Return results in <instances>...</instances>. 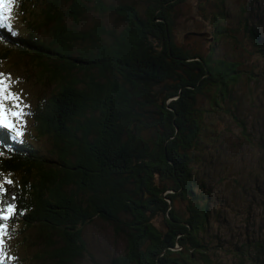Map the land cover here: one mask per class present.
I'll list each match as a JSON object with an SVG mask.
<instances>
[{
  "label": "trees",
  "instance_id": "obj_1",
  "mask_svg": "<svg viewBox=\"0 0 264 264\" xmlns=\"http://www.w3.org/2000/svg\"><path fill=\"white\" fill-rule=\"evenodd\" d=\"M91 2L15 0L13 31L0 29V64L35 71L33 85L49 90L27 114L32 125L25 142H10L16 132L0 127V208L15 209L0 224L11 226L14 239L22 225L23 240H34L37 264H84L90 257L83 259L84 229L94 219L124 241L110 264H224L219 253L236 264H264V225L254 229L258 216L264 222V127L254 146L253 135L238 128L256 155L252 171L219 180L251 198L237 213L245 233L210 234L213 221L227 219L225 209L210 202L219 199L207 182V153L199 147L204 118L232 100L231 89L245 74L234 58L212 55L216 42L233 38L239 49L249 40L256 52L264 50V38L248 26L254 0L236 11L241 21L234 28L222 24L228 14L223 0L210 12L200 2L212 33L194 28L184 34L176 33L174 17L187 0H146L139 9L95 0L101 14L120 19V27L96 23L79 30ZM193 42L215 48L194 49ZM204 98L207 108L199 104ZM224 111L239 123L234 112ZM38 140L45 153L32 144ZM195 164L199 182L192 175ZM195 187L203 191L201 199Z\"/></svg>",
  "mask_w": 264,
  "mask_h": 264
},
{
  "label": "rangeland",
  "instance_id": "obj_2",
  "mask_svg": "<svg viewBox=\"0 0 264 264\" xmlns=\"http://www.w3.org/2000/svg\"><path fill=\"white\" fill-rule=\"evenodd\" d=\"M91 1L93 2L89 4V10L81 15L79 19L77 24L79 30L88 29L96 23H100L107 28H110V26L120 27V19L113 12L101 14L94 3L95 0ZM100 1L109 7L117 8L119 6L133 5L139 9L142 4H145L146 0ZM200 2L204 4V8L208 12L212 11L217 4L216 0H187L186 5L182 4L179 6L174 17L176 33L184 34L187 30L194 28L212 33L211 22L206 18L208 14L204 17L197 8ZM248 2L249 0H223L224 11L228 14L222 24L227 28L236 27L238 22L241 21V19L235 18L236 11H239L241 5L244 3V5H247ZM251 8L254 9V12L249 17L248 26L253 27L264 38V0H254ZM20 16H22L21 13ZM15 22L16 17L12 10L11 19L8 23L11 27H14ZM21 22L22 20L20 21L19 18L17 27L20 32L23 31ZM237 36L239 40H243L245 34L240 33ZM214 46H207L206 43L201 44L200 42L191 44L194 49H201L202 51H205L206 47L215 48ZM212 55L221 58L224 56L228 59L234 58L242 64V69L245 72L239 82L231 89L230 98L232 100L222 102L218 113L214 111L204 118V126L207 130L202 135V141L199 145L200 150L207 153V162L210 164V172L208 173L210 181L207 182L213 185V195H217L219 199L215 201L210 199V202L217 208L225 209V219H227L222 221V224H219L216 220L213 221L210 227V234L212 232H233L235 235L246 232L244 217H240L237 213L244 212L251 198L248 195L241 198L238 196L240 195L238 187L233 186L228 181L219 184V180L222 177L225 178L228 174L234 178H240L242 173L247 174L252 169L250 163L256 158L252 146L239 137L238 128L242 126V128H246L253 135L250 138L254 146L257 142V138L254 135L257 134L259 127H264V50L256 52L249 40L242 41L240 48L236 49L234 48L233 38H225L216 42V49ZM0 66V79L5 80L10 86L8 90L17 98L4 101L5 107L22 113L18 118L11 117L10 123L21 130L22 134L18 138L27 140L26 130H31L32 125V120L27 114L31 108H34L36 101L48 94L49 90L33 85L30 78H33L35 71H31L29 68L26 72H21L11 69L5 62L1 63ZM250 73L260 76L255 78L257 79L255 81H249L247 76ZM206 101L207 99L205 98L200 99V107L207 108ZM14 105H18V107L13 109ZM224 110L234 112L238 117L239 123L234 124L232 115L225 113ZM32 144L37 149H41L44 153L46 152L43 146L44 141H32ZM199 171L200 167L195 164L192 167V175L198 182L200 181ZM194 191L198 192V199L203 197V191L199 187H195ZM232 199L235 201L229 204ZM175 204L178 209L185 210L183 205ZM220 219L222 220L223 218L220 217ZM263 225V220L258 216L254 222V229L258 231ZM17 227H19V224ZM26 232L22 230V225H20V232L16 239L10 235H4L1 238L0 264H37L33 257L36 248L31 244L34 240L27 242L23 240V234H26ZM84 239L87 245V252L83 259L90 256L82 261L84 264H110V257L123 251L124 241L115 238L110 226L100 219H94L91 224L85 226ZM223 248L226 249L227 246L225 245ZM88 249L93 252L94 256L88 252ZM219 257L223 259L224 264L237 263L231 255L219 253ZM90 258H93V260Z\"/></svg>",
  "mask_w": 264,
  "mask_h": 264
},
{
  "label": "snow or ice",
  "instance_id": "obj_3",
  "mask_svg": "<svg viewBox=\"0 0 264 264\" xmlns=\"http://www.w3.org/2000/svg\"><path fill=\"white\" fill-rule=\"evenodd\" d=\"M15 3V0H0V28H10L11 25L8 21L11 19L12 6ZM9 85L5 80L0 79V127L10 128L15 131V127L10 123L11 117H19L22 113L8 109L5 107L4 101L9 99H17L9 89ZM18 105H14V108H17ZM21 133L16 132V135L19 136ZM4 183H12L10 180H5ZM3 187L0 185V192H3ZM15 211L14 207L11 204H6L5 207L0 208V221L7 222L10 219L11 214ZM7 227V224H0V231H4Z\"/></svg>",
  "mask_w": 264,
  "mask_h": 264
},
{
  "label": "water",
  "instance_id": "obj_4",
  "mask_svg": "<svg viewBox=\"0 0 264 264\" xmlns=\"http://www.w3.org/2000/svg\"><path fill=\"white\" fill-rule=\"evenodd\" d=\"M202 34H200V36H201ZM168 202H170L169 200H168ZM177 249H179V247L177 248Z\"/></svg>",
  "mask_w": 264,
  "mask_h": 264
}]
</instances>
